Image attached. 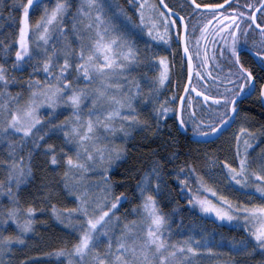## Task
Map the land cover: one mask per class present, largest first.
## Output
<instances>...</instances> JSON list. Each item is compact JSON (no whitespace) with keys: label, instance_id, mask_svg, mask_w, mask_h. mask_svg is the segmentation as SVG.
Wrapping results in <instances>:
<instances>
[{"label":"snow or ice","instance_id":"6c2138e0","mask_svg":"<svg viewBox=\"0 0 264 264\" xmlns=\"http://www.w3.org/2000/svg\"><path fill=\"white\" fill-rule=\"evenodd\" d=\"M6 7L0 198L9 206L0 204V264H35L28 238L39 244L40 226L64 234L44 255L67 264H264V0H12ZM247 52L256 67L245 66ZM169 84L173 94L161 100ZM253 96L255 115L241 107ZM230 128L226 148L201 147ZM141 131L161 143L141 169L119 171ZM180 156L183 166L175 167ZM130 175L139 177L134 184ZM185 211L194 217L187 224ZM37 214L48 219L37 222ZM225 226L243 234L227 237L217 230Z\"/></svg>","mask_w":264,"mask_h":264},{"label":"trees","instance_id":"16d2710c","mask_svg":"<svg viewBox=\"0 0 264 264\" xmlns=\"http://www.w3.org/2000/svg\"><path fill=\"white\" fill-rule=\"evenodd\" d=\"M155 1V0H154ZM12 2V0H2V2H0V10H3V15L6 18L9 14L10 9H8L6 6L10 5ZM78 2V0H77ZM205 2H208V0H205ZM241 2H243V0H241ZM121 3H124V0H121ZM13 15H17L18 13H13ZM39 15V12H34L32 14V20L34 21L35 18ZM9 23L6 19H0V25L3 24H7ZM10 31L9 28L5 27L3 28V33L7 34ZM2 38V37H0ZM249 43H251V38H249ZM159 55H163L165 53H163V51H159L158 52ZM242 58L245 61V66H252V67H256V63H255V58L252 56L251 52H247V53H242ZM11 63V61H9V64ZM178 67V66H177ZM185 75H184V80L181 82V87H180V91L183 92V83L188 81V77H187V68L185 66ZM153 73H149V75H152ZM11 75H16L19 76L21 74L19 73H12ZM23 75L25 76V78L27 77V73H23ZM173 80V84H175L177 77L175 75H173L172 77ZM173 84H169L167 85V90L163 91V94L161 95L160 99L163 100L166 97H171L174 91L173 88ZM145 92L148 91L147 87L145 86L143 89ZM10 92H12L13 94L17 91H19L18 88L12 87L9 89ZM253 97H249L246 100H241V107L244 109H248L250 110L251 114L255 115L256 113L259 112V106L258 105H253L252 104V100ZM202 100V98H201ZM176 103L177 105L180 103L179 98H176ZM197 103H199L197 101ZM171 106V105H170ZM46 114V113H45ZM64 115H67V113H64ZM169 119L167 122V126H171L173 124V120L174 117H172V114L169 113ZM143 118V117H142ZM60 119H63V116L60 117ZM239 127V123L233 125V128H238ZM231 129V128H230ZM148 135H151V130H147ZM145 135V132L141 131V132H137L135 134V138L129 142L128 144V149L130 152V156L129 159L127 161L126 165H122L121 168L119 169V171H123L124 168L127 165H134L135 169H141L143 167V162L145 160L150 159V157L147 155L148 152L151 149H154L157 147V145L159 143H161V141L159 139H157L155 142L153 143H149L147 140H144L143 137ZM163 138L167 139L168 138V133L167 131L163 132L160 134ZM173 135H176L175 130L173 129ZM178 139L181 140V142H183V136H178ZM135 144L136 147H133L132 145ZM216 144V143H215ZM215 144H209V145H201V147H211V148H215ZM193 148L196 147L195 144L192 145ZM172 149H169V151H171ZM258 151V149H257ZM23 155H26V152L23 153ZM140 157L139 159H137V157ZM0 159H3V156L0 155ZM186 158L183 156H180L176 161H175V167H182L183 166V162ZM190 159V158H188ZM173 165H169V167L171 168ZM6 177V172L3 169H0V180L5 179ZM119 176H115L114 179H119ZM139 177H131V175L129 176V180L130 183H135V180L138 179ZM183 178V177H181ZM165 179H173L172 177H165ZM37 183H39V171L37 172ZM170 186H175L174 183L171 184ZM117 191H123V189H118ZM55 202V201H53ZM133 203H136V201H133ZM180 203L183 205L185 203V201L181 200ZM0 204H2L4 207H8V201L7 199L4 198H0ZM25 207L27 206L26 204L24 205ZM37 207L39 206V204L36 205ZM61 207L63 206H71L70 204L68 205H60ZM130 207V205H125L123 208L120 209V212L123 213L125 211L126 208ZM172 207V205H167L165 206V210H168V208ZM182 215H184L185 217V223H189L190 221H192L194 219L193 216L189 215L187 213V211H185L184 213H182ZM35 219L37 220V222L39 221H46L48 219V217L46 215H42V214H37ZM129 220H132L133 217L129 216L128 217ZM204 223L207 225L208 229L211 230L214 227H217L216 225L212 224L210 221H204ZM173 227H175V225H173ZM218 231H221L225 234V236L227 237H236L239 238L243 233H241L240 231H238L237 229L234 228H230L229 226H225L223 228H218ZM6 234H13V227H9L8 228V233ZM36 234H39L40 236L43 237V239L39 242L33 239L28 238V245L30 248H32V251L28 252V255L30 257H33L35 260V264H66L65 260L57 257L55 255H51V256H47L44 255V253H50L53 251V249H55L56 247H58V242H59V238L63 237V233L59 230V228H45L44 226H40L37 227L36 229ZM33 234L28 235V237H31ZM173 239H179V237H174ZM23 251H27V249H24ZM226 251V250H225ZM21 259H23V257H20ZM259 258V257H257Z\"/></svg>","mask_w":264,"mask_h":264},{"label":"rangeland","instance_id":"374dc122","mask_svg":"<svg viewBox=\"0 0 264 264\" xmlns=\"http://www.w3.org/2000/svg\"><path fill=\"white\" fill-rule=\"evenodd\" d=\"M148 2L149 3H154L155 1L154 0H148ZM197 70H199V69H197ZM192 86L193 87H197V90H199V87H198V85L196 84V78H193V81H192ZM190 95L192 96V97H195L196 96V93L195 92H192V93H190ZM197 103V102H196ZM232 132V129H229L227 132H225L221 137H220V139L219 140H216L215 141V147L216 146H219V145H221V144H224V146H225V148L227 147V140H228V137H229V135H230V133ZM117 143L118 144H121L122 142L121 141H117ZM210 150H215V148H211V147H208ZM224 194H228L227 192H225ZM133 217V216H132ZM133 219H138V217H133ZM14 227V226H13ZM28 235H31V233L30 234H28ZM65 262H66V260H65ZM66 264H67V262H66Z\"/></svg>","mask_w":264,"mask_h":264}]
</instances>
